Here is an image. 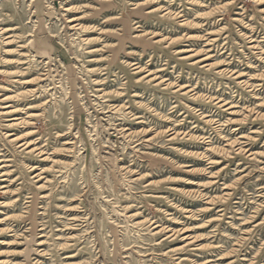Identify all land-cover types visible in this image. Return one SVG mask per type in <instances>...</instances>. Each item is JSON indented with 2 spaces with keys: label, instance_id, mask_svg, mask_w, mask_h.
Listing matches in <instances>:
<instances>
[{
  "label": "rangeland",
  "instance_id": "obj_1",
  "mask_svg": "<svg viewBox=\"0 0 264 264\" xmlns=\"http://www.w3.org/2000/svg\"><path fill=\"white\" fill-rule=\"evenodd\" d=\"M0 264H264V0H0Z\"/></svg>",
  "mask_w": 264,
  "mask_h": 264
},
{
  "label": "bare ground",
  "instance_id": "obj_2",
  "mask_svg": "<svg viewBox=\"0 0 264 264\" xmlns=\"http://www.w3.org/2000/svg\"><path fill=\"white\" fill-rule=\"evenodd\" d=\"M75 24V23H74ZM78 24V23H77ZM74 29V28H73ZM86 29V28H85ZM26 144V143H25Z\"/></svg>",
  "mask_w": 264,
  "mask_h": 264
}]
</instances>
